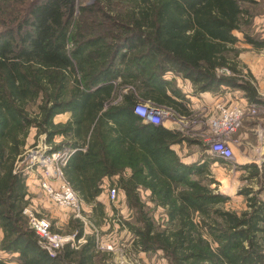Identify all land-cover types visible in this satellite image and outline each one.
Masks as SVG:
<instances>
[{
    "label": "trees",
    "instance_id": "16d2710c",
    "mask_svg": "<svg viewBox=\"0 0 264 264\" xmlns=\"http://www.w3.org/2000/svg\"><path fill=\"white\" fill-rule=\"evenodd\" d=\"M257 4L0 0V251L14 256L0 264H116L115 254L98 250L96 234H84L80 219L68 225V235L85 240L77 249L67 244L52 256L40 244L26 214L33 130L37 139L45 136L47 154L77 150L64 173L99 229L108 219L100 184L120 176L130 217L118 222L135 253L160 252L168 264H264V166L242 167L258 189L244 187L246 207L229 208L232 198L218 193L210 169L223 161L203 152L184 163L172 147L202 143L134 112L150 102L190 116L178 77L195 95L229 88L261 102L236 46L241 33L245 44L264 49V39L250 34ZM67 113L68 122H55Z\"/></svg>",
    "mask_w": 264,
    "mask_h": 264
},
{
    "label": "rangeland",
    "instance_id": "374dc122",
    "mask_svg": "<svg viewBox=\"0 0 264 264\" xmlns=\"http://www.w3.org/2000/svg\"><path fill=\"white\" fill-rule=\"evenodd\" d=\"M84 2L91 4L94 0H84ZM258 4L253 8L254 11V21L250 30V34L258 39H264V0H257ZM240 39V42L236 45L241 51L239 56V61L242 65L246 66L253 76L257 75L256 83L258 91L260 94L261 102L264 103V49L257 50L253 47L245 44L243 42V35L241 33L236 34ZM172 76H169V80ZM186 81L181 77L175 79V85L178 86L181 91H185ZM189 86V85H188ZM230 92L231 100L230 103H238L245 99L244 93L239 90H233ZM230 90V91H231ZM187 91V90H186ZM121 92H126V90H121ZM208 105H202V108H197L194 110L193 115L187 119H180L172 111L171 114L166 109H163L166 114L163 118L162 125H168L172 127H178L182 129V132L189 138L201 141L200 145L196 147H189L186 156L195 157L198 153L202 156L203 152L209 153L210 147L215 142V137H213L212 128L208 126V120L211 117L209 109L212 107H206ZM63 116V115H62ZM178 118V119H177ZM247 128L249 130L247 131ZM247 133L245 141L249 145H244L243 138L241 136ZM45 136H41L39 139L36 138V131H32L30 138V148L25 153L28 160L32 161L34 155L45 154L48 152L45 144ZM60 139L57 140L59 142ZM230 147L234 151L233 161H223L218 164H212L210 169L212 171L213 177L220 183L218 188V193L224 196L232 198V201L228 204L229 208L236 210H242L246 207V200L243 196L239 195L240 191L244 187L254 186L258 189L257 180H249V173L242 169L247 164H242L243 160L251 163L258 164L259 166H264V112H259L253 117H246L243 126L238 130V132L232 137L229 142ZM35 164H31L34 170L30 169L28 171L29 177L32 179L28 183L29 192L31 195V206L28 208V216L35 217H50L53 223V230L59 232L63 235H68V225L72 218L80 219L84 222L85 235L96 234L99 241L103 244L114 245L118 252L115 255L116 264H120L121 259L124 255L129 254L128 258H134L133 255H138L132 249L133 237L126 230L120 228L118 218L122 217L128 220L130 217V211H126L123 208L124 201L119 199L117 202H110L109 199H103L106 201V210L108 213V219L101 229L95 227V225L89 220L91 214V208L80 203L79 209L64 210L63 208L53 204L45 196L43 190L38 184V179L42 178L43 171L41 167H33ZM264 169V168H263ZM216 186L213 185L212 188ZM113 209H116L114 215ZM163 211H158L156 213V218L160 221L163 217ZM2 232L0 230V243H1ZM84 241V240H83ZM83 243V242H82ZM1 248V244H0ZM129 250V253H128ZM0 257L8 258L9 260L14 256L4 254L0 251ZM147 262L141 259L142 264H168L163 258L162 253L150 254L146 256ZM138 261V259H136ZM131 264L134 261H130ZM138 264V263H135Z\"/></svg>",
    "mask_w": 264,
    "mask_h": 264
},
{
    "label": "built area",
    "instance_id": "2783aa9c",
    "mask_svg": "<svg viewBox=\"0 0 264 264\" xmlns=\"http://www.w3.org/2000/svg\"><path fill=\"white\" fill-rule=\"evenodd\" d=\"M163 109L168 110L169 112L167 113L171 114V109L159 107L150 102L139 103L134 108V112L145 123L160 126L166 114ZM173 112L174 111H172V113ZM259 112H264V103L262 102L250 103L245 99L238 103H216L209 109L211 117L208 120V126L212 128V135L216 138L215 142L210 147L209 153L222 161H233L234 151L230 147L229 142L243 126L245 118L253 117ZM175 114L180 119H187L193 115V112L188 117L180 116L177 113ZM46 150L48 151V149ZM74 153L75 151L66 150L53 152L51 154H47L46 152L45 154L32 156L33 160L31 161L37 167L42 168L43 176L38 179V184L45 196L50 202L64 210L79 209L80 203H82L71 185L66 181L63 172V168L66 167ZM108 199L110 202H117L119 200L118 190L115 188L109 189ZM26 214L28 215V209L26 210ZM29 218L30 227L38 235L40 244L52 256H55L57 251L67 244L77 249L81 244L85 243L84 238L77 241L75 235H63L59 232H54L52 230L53 223L50 217L31 216ZM98 250L112 252L115 255L118 252L114 245L107 243L103 244L100 241L98 243Z\"/></svg>",
    "mask_w": 264,
    "mask_h": 264
},
{
    "label": "crops",
    "instance_id": "0c3cea01",
    "mask_svg": "<svg viewBox=\"0 0 264 264\" xmlns=\"http://www.w3.org/2000/svg\"><path fill=\"white\" fill-rule=\"evenodd\" d=\"M255 77L257 78V75ZM185 81H186L185 84L187 86V88H186L187 91L186 90L183 91V93L186 95V98H187V102L185 104L187 105V107H188V109L190 110L191 113L194 112V110L197 109V108L198 109L199 108H202V105L203 106L204 105H208L206 107H213L216 103H219V102H230V101H232L231 100V96H230V94H231L230 92H233V91L231 89H229V88L223 89V91L221 93L206 92V93H202V94H199V95H195L194 94V90H193V86H192L191 82L188 81V80H185ZM242 100H245V99H242ZM69 119H70V114L67 113V114H63V116L62 115H59L55 119V122L56 123H63V124H65L66 122H68ZM164 126L166 128H168V129H170V130H178V131H181L182 132V129H180L178 127H172V126H168V125H164ZM248 130H249V128H247V131ZM246 137H247V133H245V135L241 136V138H243V140H244L243 144L244 145H249L248 142L245 141ZM196 146H198V145H195V144L188 145L187 143H184L183 145H175V146L172 147V149L174 151H176V153L180 156V158L182 159V161L184 163H186V164H192V163H195L198 160H200L201 156L198 157L199 154L197 153L195 157H189V156H186V153L188 152L189 147H196ZM64 150H66V151H75V152L77 151V150H70V149H64ZM83 151H85V149H83ZM218 163L219 162H215L213 164H218ZM247 163L250 164L249 162H247L245 160H243V162H242V164H247ZM64 168H63V172H64ZM130 174H131L130 169H127L126 172H125V176L126 177H129ZM64 176H65V173H64ZM31 179H32V177H29L28 183H29V181ZM65 179L71 185V187L73 188V190L76 192L77 197L80 198L78 192L75 190V188L73 187L72 183L67 179L66 176H65ZM119 181H120V176L119 175L113 176V177H106V178H104L102 180L101 184H100V189L102 190V193L99 196V201H101L103 204L107 205L106 201H103V199H108V190L111 189V188H115L119 192V199H123V201H124L123 208L125 209V206H126V211H128L127 213H129V208H128L127 203H126V193L119 186ZM141 193H142L143 198H145L146 196L150 195V192H146V191H142ZM128 253H129V250H128ZM147 255H150V254H147V253H139L138 255L135 254V255H133L134 258L132 259V258H128L129 257V254H126V255L123 256V258L121 259L120 263L131 264L130 261H134L132 264H135V263L142 264L140 262L141 259H143V260H145V262H147L146 261L147 260L146 259L147 258L146 257ZM136 259H138V261Z\"/></svg>",
    "mask_w": 264,
    "mask_h": 264
}]
</instances>
